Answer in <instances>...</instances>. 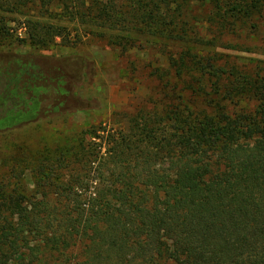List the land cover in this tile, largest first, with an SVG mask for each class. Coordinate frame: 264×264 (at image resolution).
I'll use <instances>...</instances> for the list:
<instances>
[{"label": "trees", "instance_id": "obj_1", "mask_svg": "<svg viewBox=\"0 0 264 264\" xmlns=\"http://www.w3.org/2000/svg\"><path fill=\"white\" fill-rule=\"evenodd\" d=\"M9 9L38 50L71 44L64 23L119 33L124 51L147 37L191 44L168 63L193 99L165 94L118 129L86 130L73 152L43 154L34 193L0 187V264H264V63L237 64L233 44L206 50L256 29L264 0H0ZM14 21L0 16V47ZM24 73L0 69V136L40 120L49 92H19Z\"/></svg>", "mask_w": 264, "mask_h": 264}, {"label": "rangeland", "instance_id": "obj_2", "mask_svg": "<svg viewBox=\"0 0 264 264\" xmlns=\"http://www.w3.org/2000/svg\"><path fill=\"white\" fill-rule=\"evenodd\" d=\"M208 13L206 6L194 8L197 29L201 30ZM0 16L15 20L9 23L13 40L0 47L4 53L0 69L25 72L18 85L22 94L49 92L43 97L38 123L14 135L0 136V187L34 193L33 170L43 154L59 153L62 148L73 152L86 130L100 124L118 129L141 110L162 108L165 94L174 100L180 92H187L186 98L193 99L191 89L168 63L170 54L177 56L187 47L193 48L191 44L147 37L139 41L141 47L124 51L110 42L119 33L64 23L71 32V44L62 46L58 39L57 46L38 50L26 40L24 17L10 9ZM256 24V29L246 27L236 35L218 37L217 46L206 50L226 52L223 46L233 44L237 64L255 68L264 63V16ZM205 33L208 40L213 39L212 32ZM196 103L203 106L201 99ZM242 106L251 110L255 103ZM21 160L28 164L18 167Z\"/></svg>", "mask_w": 264, "mask_h": 264}]
</instances>
